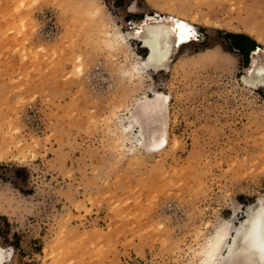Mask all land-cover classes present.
I'll return each instance as SVG.
<instances>
[{"label": "rangeland", "instance_id": "obj_1", "mask_svg": "<svg viewBox=\"0 0 264 264\" xmlns=\"http://www.w3.org/2000/svg\"><path fill=\"white\" fill-rule=\"evenodd\" d=\"M105 2L127 33L147 15L135 0ZM177 2L184 7L170 11L194 23L200 39L173 53L161 89L170 96L169 143L114 167L103 117L146 94L150 80L141 88L121 71L147 50L134 39L109 50L105 22L84 0H0V154L37 155L30 170L0 165L3 264H45V248L46 264H185V241L214 219L210 210L237 202L247 210L260 199L264 88L246 90L226 63L206 56L221 45L238 52L240 35L260 46L264 0ZM241 25L256 36L230 30ZM79 57L83 75L72 76Z\"/></svg>", "mask_w": 264, "mask_h": 264}, {"label": "snow or ice", "instance_id": "obj_2", "mask_svg": "<svg viewBox=\"0 0 264 264\" xmlns=\"http://www.w3.org/2000/svg\"><path fill=\"white\" fill-rule=\"evenodd\" d=\"M38 2V0H37ZM132 4V0H129ZM197 0V7H201ZM184 5L171 0L168 4H155L151 0H135L134 10L144 11L146 16L141 17L144 21L135 27L133 32L127 33L119 26V21L111 18L108 13V5L105 0H91V15L105 22V31L110 39L105 46L112 51L121 47H127L131 37L135 36L142 40L151 53H146L147 59H141L133 55L128 70L121 71V75L130 78L129 82L144 87L145 81H151V85L144 89V95L138 98L133 96V104L127 108L114 109L103 117V121L110 125L108 128L109 144L113 153L109 163L119 167L130 154L138 152H155L164 149L169 143V127L171 115L170 96L166 91L168 87L167 75L171 68L172 55L182 45H187L194 40L200 39V33L194 23L189 22L182 12L170 11L181 9ZM154 9L155 11H151ZM161 9H164L162 12ZM129 8L128 11H132ZM235 11V9H233ZM207 23V21H201ZM217 28L222 25L216 24ZM231 31L255 37V26H233ZM260 47H249L247 41L241 40L235 47L238 52H227L221 45L213 49L216 59L223 61L237 75L238 82L243 81L246 90L255 91L264 88V26L260 29ZM143 34V35H142ZM42 50V49H37ZM257 56L262 58L258 66ZM24 60L28 57L25 55ZM71 75H83V57L76 60ZM242 70V71H241ZM157 80L159 82L157 83ZM35 100V97H32ZM94 122V121H93ZM20 132L21 129L17 128ZM133 132V137L121 135V133ZM37 155L31 148H25L21 152L10 155L0 154V165L10 167L13 171L17 168L31 169L32 161ZM231 172V166L228 169ZM264 172V169H261ZM11 181L8 185L10 186ZM243 189H241L242 191ZM231 199V193L229 194ZM229 201H225L222 208H226ZM85 203L93 204L88 197V188L85 186ZM239 203V211H237ZM232 203L227 212L221 209L210 210L207 223L201 224L199 231L191 233V241H185L188 255L185 264H264V189L256 205L251 203L245 210L242 203ZM79 210V205H76ZM91 211V209H87ZM164 227L160 224V228ZM206 229V231H205ZM8 252L0 249V253ZM45 264L47 261V249H44Z\"/></svg>", "mask_w": 264, "mask_h": 264}, {"label": "bare ground", "instance_id": "obj_3", "mask_svg": "<svg viewBox=\"0 0 264 264\" xmlns=\"http://www.w3.org/2000/svg\"><path fill=\"white\" fill-rule=\"evenodd\" d=\"M84 3H85V5H86V7H87V12H88V14L90 15L91 14V11H92V9L90 8V4H91V0H84ZM130 33V32H129ZM143 35V34H142ZM131 39H134V40H137V41H139L140 43H141V45H142V47L143 48H145L146 50H147V53H151V49H148V48H146V46L143 44V42H142V40H138L135 36H132L131 37ZM257 45V44H256ZM255 47H260V46H255ZM208 55L206 56L207 58H211V59H209V60H213V61H217L218 59H216L215 58V56H214V54L212 53V52H209V53H207ZM202 58H204V57H202ZM141 59H147V56H145V57H143V58H141ZM261 61H262V58L260 57V56H257V62H258V66H259V64L261 63ZM169 104H170V101H169ZM79 113V112H78ZM123 135L124 136H127V137H129V138H132L133 137V132H128V133H123ZM155 152H157V151H155ZM256 204V203H255ZM0 249H2L1 247H0ZM5 262H7V254H6V252H4V253H0V264H3V263H5Z\"/></svg>", "mask_w": 264, "mask_h": 264}, {"label": "water", "instance_id": "obj_4", "mask_svg": "<svg viewBox=\"0 0 264 264\" xmlns=\"http://www.w3.org/2000/svg\"><path fill=\"white\" fill-rule=\"evenodd\" d=\"M241 40L247 41L249 47L256 46V43H254V41L248 37L240 35L238 41L240 42Z\"/></svg>", "mask_w": 264, "mask_h": 264}, {"label": "built area", "instance_id": "obj_5", "mask_svg": "<svg viewBox=\"0 0 264 264\" xmlns=\"http://www.w3.org/2000/svg\"><path fill=\"white\" fill-rule=\"evenodd\" d=\"M55 28H56V27H55ZM52 33H53V34L55 33V32H54V27L51 28V31H48V34H52Z\"/></svg>", "mask_w": 264, "mask_h": 264}]
</instances>
